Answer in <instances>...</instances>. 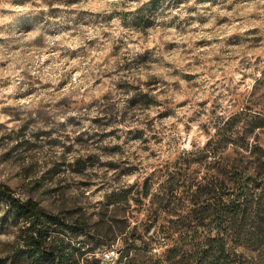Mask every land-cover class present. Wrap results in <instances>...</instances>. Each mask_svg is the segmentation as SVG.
<instances>
[{
  "label": "rangeland",
  "instance_id": "1",
  "mask_svg": "<svg viewBox=\"0 0 264 264\" xmlns=\"http://www.w3.org/2000/svg\"><path fill=\"white\" fill-rule=\"evenodd\" d=\"M152 2L0 0V183L16 198L93 207L202 148L219 118L264 114V0Z\"/></svg>",
  "mask_w": 264,
  "mask_h": 264
},
{
  "label": "trees",
  "instance_id": "2",
  "mask_svg": "<svg viewBox=\"0 0 264 264\" xmlns=\"http://www.w3.org/2000/svg\"><path fill=\"white\" fill-rule=\"evenodd\" d=\"M183 1L167 0L171 8ZM177 157L93 207L50 212L0 183V234H16L0 264H101L97 254L118 243L116 264H264V114L244 108L219 118L202 148ZM90 158L76 160L80 173Z\"/></svg>",
  "mask_w": 264,
  "mask_h": 264
},
{
  "label": "built area",
  "instance_id": "3",
  "mask_svg": "<svg viewBox=\"0 0 264 264\" xmlns=\"http://www.w3.org/2000/svg\"><path fill=\"white\" fill-rule=\"evenodd\" d=\"M119 252L112 250L110 252L106 253V256L104 258V264H113L118 260Z\"/></svg>",
  "mask_w": 264,
  "mask_h": 264
},
{
  "label": "bare ground",
  "instance_id": "4",
  "mask_svg": "<svg viewBox=\"0 0 264 264\" xmlns=\"http://www.w3.org/2000/svg\"><path fill=\"white\" fill-rule=\"evenodd\" d=\"M102 264H104V258L102 259ZM113 264H116V262H114Z\"/></svg>",
  "mask_w": 264,
  "mask_h": 264
}]
</instances>
